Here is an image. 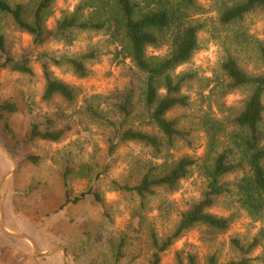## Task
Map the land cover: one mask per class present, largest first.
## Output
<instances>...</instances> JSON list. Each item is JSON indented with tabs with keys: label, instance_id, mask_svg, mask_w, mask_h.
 Segmentation results:
<instances>
[{
	"label": "trees",
	"instance_id": "trees-1",
	"mask_svg": "<svg viewBox=\"0 0 264 264\" xmlns=\"http://www.w3.org/2000/svg\"><path fill=\"white\" fill-rule=\"evenodd\" d=\"M55 1L34 0L29 4L24 0H0V13L8 16L15 28L28 34L35 48L52 43L68 48L79 33H95L104 36L105 42L113 47L112 61L120 63L128 59L132 64L133 78L125 89L107 96H91L84 107L104 128L103 143L108 157L128 143L141 145L151 156L134 182L111 180V190L138 197L144 206L143 201L159 190L176 191L180 181L186 179L193 168L199 169L205 181L198 199L180 213L167 235L160 237L154 230L149 231L152 253L148 264H159L162 254L194 228L204 227L213 234L225 233L235 214L219 216L211 211L221 196L230 197L236 209L245 212L252 221L264 220V73H248L228 56L220 63L219 72L209 79V83H213L210 94L214 96L220 117L210 110L205 111L194 126L186 128L180 127L178 117H168L170 111L190 105L182 90L196 80V75L176 70L189 63L199 49L197 35L203 25L191 19L193 14L201 12L197 0H78L71 11L63 12L48 27L46 22L52 16ZM256 10L264 12V0H234L220 9L219 22L222 25L238 22ZM163 45L168 46L166 54L148 55V48L157 49ZM261 52L264 58V48ZM101 55L96 47H90L77 53L57 54L47 50L24 53L15 59L0 34V71L34 77V57L43 80L40 100L46 104L59 101L73 105L79 95L78 87L57 78L52 68H64L74 77L85 79L91 73L90 66L99 62ZM240 89L247 90V94L238 110L226 107L221 99ZM98 99H102L101 104ZM18 112L16 101L0 96V125L17 144L9 151L16 159L23 157L36 165L39 156L24 153L26 147L37 141L59 143L70 131V126L57 125L61 114L53 118L44 115L42 123L31 121L26 134L18 138L10 123L11 117ZM198 130L205 133L210 146L206 161L199 164L197 159L187 155L172 158L170 150L177 143L190 147L192 132ZM218 146L220 150L216 151L214 148ZM71 172L70 166L61 169L62 206L77 204L90 195L103 207L104 200L97 190L73 194L68 185ZM236 173L240 175L232 181L224 180ZM123 242L119 240L115 261L120 258ZM230 246L236 258L223 264H253L261 260L262 257L251 255L256 248L264 246V228L249 242L231 238ZM175 257L176 264H196L190 254L186 256V263L180 251ZM206 264H218L216 256H208Z\"/></svg>",
	"mask_w": 264,
	"mask_h": 264
},
{
	"label": "rangeland",
	"instance_id": "rangeland-1",
	"mask_svg": "<svg viewBox=\"0 0 264 264\" xmlns=\"http://www.w3.org/2000/svg\"><path fill=\"white\" fill-rule=\"evenodd\" d=\"M24 1L30 4L34 0ZM232 1L197 0L201 12L193 14L191 19L203 25L197 35L199 49L189 63L176 70L177 73L187 71L196 75V80L182 90L188 96L190 105L168 113V117L179 118L180 127L194 126L205 111L210 110L217 118L220 117L213 101L214 96L210 94L213 83H209V79L219 72V65L226 57L234 58L248 73H264L261 52L264 48V12L256 10L241 21L222 25L219 22L220 9ZM77 2L56 0L47 26L51 27L63 12L71 11ZM0 34L15 59L24 53L34 54L43 50L57 54L77 53L90 47H96L102 54L100 61L90 66L91 73L85 79L74 77L64 68H52L57 78L78 87L79 95L73 105L59 101L51 104L41 102L43 80L34 57V77L0 71V96L16 101L20 108V112L10 119L18 138L26 134L31 121L42 123L44 115L53 118L55 114H61L57 125L70 126V131L59 143L37 141L26 147L24 153L39 156L36 165L26 162L23 157L16 159L11 154L16 163L13 169V163L0 148V181L4 178L0 184V204L5 229L30 237L41 254L63 247L68 264H148L152 253L149 231L154 230L160 237L167 235L180 213L198 199L205 181L199 169L193 168L189 176L180 181L176 191L159 190L143 201L144 206L138 197L111 190V180L134 182L144 162L151 160V156L141 145L128 143L120 146L114 156L108 157L103 143L104 128L88 115L84 107L91 96H107L113 91L125 89L133 78L132 64L128 59L120 63L112 61L113 47L100 34L79 33L68 48L60 43L35 48L31 37L15 28L10 18L2 13ZM167 51V45L147 49L148 55L153 56H162ZM246 94L247 90H236L221 101L226 107L238 110ZM98 100L101 104L102 99ZM192 135L190 147L177 143L170 150L172 158L187 155L197 159L199 164L206 161L210 146L205 133L198 130ZM0 143L8 151L17 145L1 125ZM214 149L218 151L220 147ZM64 166L72 169L68 185L73 194L97 190L104 200L103 207L90 195L77 204L62 206L64 186L61 169ZM239 175L232 174L224 180L230 182ZM28 188H32V191ZM211 211L219 216L234 213L230 228L223 234H213L204 227L187 231L162 254L159 264H176L177 251L181 252L184 263L187 262V254H190L196 264H206L207 257L212 255L216 256L218 264H223L236 258V252L230 246L231 238L249 242L264 228V220L252 221L245 212L236 209L228 196L219 197ZM120 239L124 242L120 247V258L115 261ZM41 254L34 252L29 241L8 236L0 229V264H64L59 251ZM251 256L262 257L253 264H264V246L256 248Z\"/></svg>",
	"mask_w": 264,
	"mask_h": 264
},
{
	"label": "water",
	"instance_id": "water-1",
	"mask_svg": "<svg viewBox=\"0 0 264 264\" xmlns=\"http://www.w3.org/2000/svg\"><path fill=\"white\" fill-rule=\"evenodd\" d=\"M0 148L5 152V154L9 157V159L11 160V162L13 163V169L16 168V163L14 161V158L12 157L11 153L7 150V148L0 143ZM13 171L9 172V175L12 173ZM4 181V178L0 181V184ZM0 229L2 230V232H4L6 235L11 236V237H15V238H22L25 239L27 241H29L32 245V248L34 250V252L38 255H40L41 253L38 252V250L35 247V244L33 243V241L31 240L30 237L24 235V234H20V233H13V232H8L5 227H4V223H3V212L1 209V204H0ZM55 251H61L62 252V257L64 260V264H68V261L66 259V255H65V251L63 247H58V248H54L51 250L46 251L44 254H49L51 252H55Z\"/></svg>",
	"mask_w": 264,
	"mask_h": 264
},
{
	"label": "crops",
	"instance_id": "crops-1",
	"mask_svg": "<svg viewBox=\"0 0 264 264\" xmlns=\"http://www.w3.org/2000/svg\"><path fill=\"white\" fill-rule=\"evenodd\" d=\"M56 252V251H55ZM59 252H61V251H59ZM52 253V252H51ZM62 253V252H61ZM41 255H44V254H41Z\"/></svg>",
	"mask_w": 264,
	"mask_h": 264
}]
</instances>
